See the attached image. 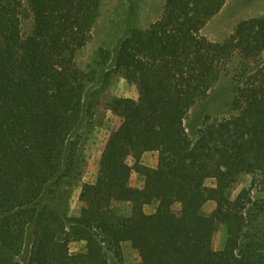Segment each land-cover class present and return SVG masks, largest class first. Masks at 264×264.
<instances>
[{
	"label": "trees",
	"instance_id": "trees-1",
	"mask_svg": "<svg viewBox=\"0 0 264 264\" xmlns=\"http://www.w3.org/2000/svg\"><path fill=\"white\" fill-rule=\"evenodd\" d=\"M100 1L0 0V264H20L23 252L26 264H108L121 258L120 241L140 264H264V199L254 198L264 193V18L211 42L201 31L226 0H166L153 24L95 65L91 89L120 72L138 97L110 106L121 123L95 182L81 188L85 215L67 217L51 203L56 186L79 171L76 139L92 105L76 57ZM220 76L232 82L228 116L189 128L190 110ZM149 152L157 153L154 169L139 164ZM132 172L144 178L141 189L130 186ZM243 175L250 185L232 198ZM207 202L215 203L210 215ZM113 203L130 204V215H111ZM218 225L227 238L215 251ZM71 242L85 251L71 254Z\"/></svg>",
	"mask_w": 264,
	"mask_h": 264
},
{
	"label": "rangeland",
	"instance_id": "rangeland-1",
	"mask_svg": "<svg viewBox=\"0 0 264 264\" xmlns=\"http://www.w3.org/2000/svg\"><path fill=\"white\" fill-rule=\"evenodd\" d=\"M27 0H22L26 2ZM166 0H101L98 18L91 31V39L76 57L78 66L87 74L90 82L87 89L92 87L94 69L111 55L118 42L132 30H143L153 24L162 14ZM252 18H264V0H226L222 8L201 31V35L211 42L221 43L226 40L242 21ZM264 60V56L262 57ZM136 86L129 83L120 72L104 74L96 87L88 92L91 103V117L86 119L80 131L77 141L78 174L74 178L67 179L56 186L53 195L49 197L61 213L70 218H79L85 215L86 207L79 200L81 188L84 184L94 183L98 171L101 154L109 143L112 134L120 126V119L112 114L110 106L117 99L137 100ZM233 98L232 82L229 76H220L215 86L209 92L206 99L199 101L191 110L186 120L189 128H199L201 123L210 120L227 117L230 112V104ZM145 153L139 159L143 167L154 169L157 166V153ZM129 166H133L135 160L127 159ZM251 177L241 176L232 190V198L250 185ZM130 186L137 188L144 185V178L132 172ZM207 187H214L215 180L205 181ZM255 199H264V193H255ZM156 204L144 207L146 214L155 211ZM215 209L214 202H207L203 208L204 215H210ZM180 205L172 207L173 223L178 222ZM110 213L117 217L130 215V204L113 203ZM227 234L222 225H218L213 238L212 247L215 251L224 248ZM121 258L108 256V264H140L138 253L127 241H120ZM85 251L84 242H71L69 252L71 254ZM20 264H26L24 252L17 258Z\"/></svg>",
	"mask_w": 264,
	"mask_h": 264
},
{
	"label": "crops",
	"instance_id": "crops-1",
	"mask_svg": "<svg viewBox=\"0 0 264 264\" xmlns=\"http://www.w3.org/2000/svg\"><path fill=\"white\" fill-rule=\"evenodd\" d=\"M225 4H226V2H225ZM225 4H224V6L223 7H225ZM222 10V9H221ZM221 10H220V12H221ZM213 19V18H212ZM211 19V20H212ZM150 154H156V153H154V152H151ZM143 187V185L142 186H140V187H138V189H141Z\"/></svg>",
	"mask_w": 264,
	"mask_h": 264
}]
</instances>
